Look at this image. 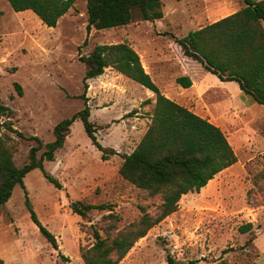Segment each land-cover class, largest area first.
I'll use <instances>...</instances> for the list:
<instances>
[{
    "label": "rangeland",
    "instance_id": "rangeland-1",
    "mask_svg": "<svg viewBox=\"0 0 264 264\" xmlns=\"http://www.w3.org/2000/svg\"><path fill=\"white\" fill-rule=\"evenodd\" d=\"M161 3L160 19L88 30L86 0H76L55 26L44 24L32 10L15 11L8 0H0V102L13 111L0 119H9L15 129L2 130L9 135L6 143L15 165L20 168L29 161V149L37 144L31 136L43 144L54 139V125L85 106L82 94L93 108L89 119L97 127V140L119 152L102 160L81 120L75 119L55 159L43 162L62 187L34 168L23 178L27 193L17 183L10 198L0 203V264H84L79 247L92 242L86 227L109 211L94 209L87 221L69 208L74 200L109 203L120 216L119 227L139 216V204L156 212L160 199L146 197L118 173L121 155L133 150L148 127L154 109L148 96L152 91L111 67L88 79L87 88L83 83L86 65L80 56L94 45L118 42H127L138 52L164 95L220 126L237 157L205 188L183 195L177 210L150 228L119 264H168V256L177 264H264V179L259 181L264 169V109L244 97L235 82L220 81L198 66L201 76H197L192 62L179 58L172 36L182 37L244 3ZM182 75L191 79L187 88L176 83ZM146 99L149 102H143ZM44 149L37 151V158ZM26 196L67 260L40 234ZM249 222L252 228L241 232Z\"/></svg>",
    "mask_w": 264,
    "mask_h": 264
},
{
    "label": "trees",
    "instance_id": "trees-1",
    "mask_svg": "<svg viewBox=\"0 0 264 264\" xmlns=\"http://www.w3.org/2000/svg\"><path fill=\"white\" fill-rule=\"evenodd\" d=\"M75 1L8 0L13 10H32L47 26H55ZM242 1L244 5L239 10L190 30L182 37L172 36L181 53L179 58L191 61L190 65L197 76H201L199 67L220 81H234L244 97H251L264 109V0ZM86 10L88 30L92 27L104 29L123 26L139 20L153 21L163 16L161 0H86ZM80 60L86 65L83 78L86 88L88 79L101 75L105 68L111 67L155 94L148 127L133 150L121 155L118 173L141 189L146 197L160 199L156 212H151L147 204H139V216L119 227L120 216L109 203L92 204L83 200L69 203L71 211L87 221H90L89 213L94 209L109 211L101 216L98 223L86 227L92 242L79 247L84 264H119L150 228L177 210L184 194L205 187L217 173L235 163L237 157L218 125L161 92L145 71L138 52L127 42L94 45L87 55L80 56ZM176 83L187 88L191 85V79L188 75L178 76ZM16 87L21 93L20 86L16 84ZM81 96L85 106L54 125L52 141L43 144L39 137H30L37 144L30 147L29 161L20 168L14 163L13 150L7 146L9 135L2 132L3 129H15L9 119H0V203L10 198L17 183L25 189L23 178L34 168H40L45 178L57 188L62 187L45 170L43 162L55 159V152L63 147L75 119L81 120L87 136L101 152L102 160L108 159L110 154L119 153L97 140V127L89 119L88 99L84 94ZM143 102L147 103L149 99ZM12 113L11 108L0 102V118L9 117ZM42 146L45 149L37 158L36 153ZM262 158L264 160V153ZM259 177V181L264 179V169ZM259 181H255V184ZM247 200L251 203L250 194ZM26 205L40 234L61 259L67 260L68 257L58 250L54 234L31 208L27 196ZM251 228L252 223L249 222L240 230L245 232ZM167 262L177 264L171 256L167 257Z\"/></svg>",
    "mask_w": 264,
    "mask_h": 264
},
{
    "label": "crops",
    "instance_id": "crops-1",
    "mask_svg": "<svg viewBox=\"0 0 264 264\" xmlns=\"http://www.w3.org/2000/svg\"><path fill=\"white\" fill-rule=\"evenodd\" d=\"M73 6H74V5H73ZM71 9H72V7L69 9V11H70ZM69 11H68V12H69ZM68 12H67V13H68ZM67 13H66V14H67ZM66 14H65V15H66ZM63 16H64V15H63ZM63 16H62V17H63ZM60 18H61V17H60ZM143 66H144L145 71L148 72V69H147V67H146V65H145L144 63H143ZM107 68H108V67H107ZM107 68H105V69H107ZM109 68H110V67H109ZM105 69H104V70H105ZM103 73H104V72H103ZM103 73H102V74H103ZM102 74H101V75H102ZM101 75H99V76H101ZM99 76L94 77V78H98ZM90 79H93V78H90ZM228 82H234V81H228ZM235 83H236V82H235ZM236 84H237V83H236ZM145 88H146V87H145ZM147 89H148V88H147ZM239 90H240V89H239ZM150 91H151V90H150ZM240 92H241V91H240ZM152 93H153V92H152ZM148 96L151 97V102L153 103V106H154V104H155V94L153 93V95H152L151 93H149ZM87 98H88V97H87ZM89 107H90V106H89ZM92 110H93V108L91 107V108H90V114L92 113ZM148 120H150V119H148ZM211 122H212V121H211ZM213 123H214V122H213ZM216 125H217V124H216ZM219 127H220V126H219ZM223 132H224V131H223ZM223 170H224V169H223ZM217 174H218V173H217ZM213 178H214V177H213ZM213 178H212V179H213ZM212 179H210V180H212ZM205 187H206V186H205ZM205 187L203 186L201 189H203V188H205ZM190 192H192V191H190ZM188 193H189V192H188ZM186 194H187V193H186ZM184 195H185V194H184Z\"/></svg>",
    "mask_w": 264,
    "mask_h": 264
}]
</instances>
